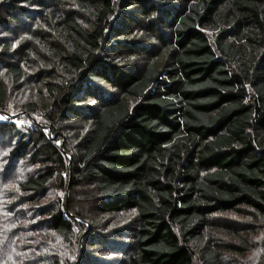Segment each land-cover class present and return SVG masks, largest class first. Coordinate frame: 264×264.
I'll return each mask as SVG.
<instances>
[{
  "label": "trees",
  "instance_id": "trees-1",
  "mask_svg": "<svg viewBox=\"0 0 264 264\" xmlns=\"http://www.w3.org/2000/svg\"><path fill=\"white\" fill-rule=\"evenodd\" d=\"M20 16L53 37L28 30L19 50L50 59L63 79L47 85L53 140L29 130L9 152L45 163L18 187L34 204L52 200L38 210L45 230L91 250L116 236V264H195L194 244L197 264H224L207 238L211 217L247 210L264 219V0H0V27ZM22 68L5 65L13 84ZM6 99L0 83V109ZM58 118L82 123L65 128ZM70 138L77 144L65 149ZM56 168L83 198L48 195Z\"/></svg>",
  "mask_w": 264,
  "mask_h": 264
},
{
  "label": "rangeland",
  "instance_id": "rangeland-1",
  "mask_svg": "<svg viewBox=\"0 0 264 264\" xmlns=\"http://www.w3.org/2000/svg\"><path fill=\"white\" fill-rule=\"evenodd\" d=\"M38 4V1L36 2ZM33 12H40V8L35 4L29 5ZM19 24L12 22L10 26L1 25L0 27V83L4 85L7 93L5 106L0 109V124L7 125L6 129L0 133V264H27L32 261H41L42 264H51L56 260L59 264H116L122 262L123 242L116 236H103V240L96 238L94 242H103L98 248H91L83 245L77 238L68 241L55 235L52 231H46L45 218L39 215L38 210L43 209L46 203L52 200H42L40 203H32L28 200L27 194L20 193L18 187L21 182L27 180L36 170H44L45 163L28 165L26 158H11L9 152L12 147L22 140L30 130L33 135H38L39 131L45 132L50 140V126L53 125L52 119L56 117L51 110L50 104L52 94L48 92V83L61 82L58 69L47 59V63L34 58V52L20 49L22 43L29 42L27 31L38 30L40 36L51 39L53 35L47 27H41L36 19L19 17ZM4 27V28H3ZM18 33V37L15 33ZM7 40L11 41V49L5 50L4 44ZM26 46V45H25ZM19 50V51H18ZM20 62L23 69L21 80L13 84L8 75L5 65ZM56 71V72H54ZM104 89L107 91L106 86ZM58 96V94H56ZM31 106V112L29 111ZM96 106L94 99H90L87 110L90 111ZM82 123L77 120L70 125L58 118V124L66 125L71 128ZM9 124L16 126V132L12 131ZM11 131V132H10ZM60 146L62 141L57 140ZM77 141L74 138L67 140L65 149H71ZM70 153V152H69ZM70 160V155L66 156ZM68 159L66 161L68 162ZM47 169V168H46ZM53 169V167H49ZM56 175L51 180L50 197H56L61 202H66L73 193L81 195L82 187H76L72 194L69 189L64 188L66 171H59L56 168ZM63 181V182H61ZM63 185V188H62ZM85 194L80 198H83ZM56 199V200H57ZM55 200V201H56ZM47 201V202H46ZM54 202V201H53ZM82 206L86 201H82ZM127 221L121 218L119 224L114 227H121ZM87 227V224H85ZM108 233H114V229ZM74 232L80 237L81 231L74 226ZM45 233L46 239H41L39 235ZM240 235L247 241L248 246L241 247L239 244ZM213 243L220 247L221 257L224 264H264V219L256 217L247 210H237L225 214H216L211 217L209 236ZM83 240V239H82ZM241 250L235 253L230 249L234 246ZM118 248V251L115 250ZM195 254L194 263H198L199 250L193 246ZM81 258L79 259V257ZM13 258V260L11 258ZM54 263V264H56Z\"/></svg>",
  "mask_w": 264,
  "mask_h": 264
},
{
  "label": "snow or ice",
  "instance_id": "snow-or-ice-1",
  "mask_svg": "<svg viewBox=\"0 0 264 264\" xmlns=\"http://www.w3.org/2000/svg\"><path fill=\"white\" fill-rule=\"evenodd\" d=\"M5 119L4 117H0V120Z\"/></svg>",
  "mask_w": 264,
  "mask_h": 264
}]
</instances>
